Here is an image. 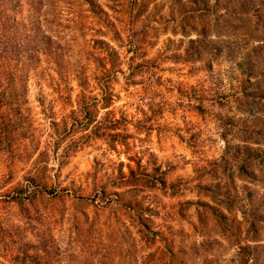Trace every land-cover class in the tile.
<instances>
[{"label":"rangeland","instance_id":"obj_1","mask_svg":"<svg viewBox=\"0 0 264 264\" xmlns=\"http://www.w3.org/2000/svg\"><path fill=\"white\" fill-rule=\"evenodd\" d=\"M253 5L0 0V264H264Z\"/></svg>","mask_w":264,"mask_h":264},{"label":"trees","instance_id":"obj_2","mask_svg":"<svg viewBox=\"0 0 264 264\" xmlns=\"http://www.w3.org/2000/svg\"><path fill=\"white\" fill-rule=\"evenodd\" d=\"M184 2L187 1V3H189L191 6H193L195 8V10L197 11H201L203 13H208L211 12V14L213 13V15L215 14V16L213 17L215 19L216 23L220 24V13L215 9L216 7V3L218 2V0H212L211 3L210 0H183ZM251 0H243V2H249ZM215 5L214 9H212V7ZM264 6V5H263ZM263 6L259 7L256 5L252 6L251 8H246L245 10V20H243V18L239 19L242 21V26L244 28V30L246 31L247 35H256V32H258L259 36H263L264 37V13L263 14H259L256 11L259 10L260 8H262ZM212 9V10H211ZM211 10V11H210ZM253 11L256 12V14H253ZM252 15V16H251ZM230 22H232V25L234 27V29L236 28V22H235V17L231 18L229 20ZM257 39L260 40V38L257 37ZM264 40V39H263ZM96 102H109L108 96L106 95L105 90H103L101 96L99 98H94Z\"/></svg>","mask_w":264,"mask_h":264}]
</instances>
